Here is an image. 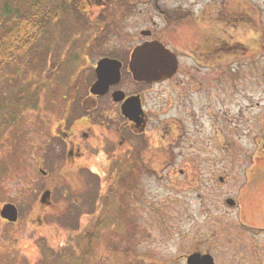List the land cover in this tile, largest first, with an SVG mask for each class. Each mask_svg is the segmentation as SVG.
I'll return each instance as SVG.
<instances>
[{
  "label": "rangeland",
  "instance_id": "obj_1",
  "mask_svg": "<svg viewBox=\"0 0 264 264\" xmlns=\"http://www.w3.org/2000/svg\"><path fill=\"white\" fill-rule=\"evenodd\" d=\"M26 2L0 0V10L7 4L24 10ZM98 12L87 16L103 29L92 33L90 42L133 41L149 27V13ZM220 15H227L233 32L244 34L242 41L260 30L262 50L233 58L225 81L218 75L213 83L204 80L193 102L179 109L176 93L168 94L173 101L167 109L161 107L159 87L152 89L151 123L180 117L179 146L166 143L173 152L167 157L146 156L131 193L117 189L119 198L110 206H98L107 190L98 188L97 180L88 193L80 175L75 183L69 174L62 172L67 176L62 177L54 148L59 143L53 137L57 120L76 110L85 86L80 80L91 75V57L73 51L85 24L69 20L72 35H65L62 23L40 38L37 53L46 56L40 77L36 50L29 67L22 62L24 70L0 75L1 96L20 92L26 99L0 138V211L10 203L20 212L15 224L0 216V264H41L42 241L55 251L69 246L72 264H187L195 253L211 255L215 264H264V13ZM247 41L255 50L253 40ZM86 163L100 173L106 169L96 158ZM48 187L53 206L42 207L40 198ZM228 199L236 205L228 206Z\"/></svg>",
  "mask_w": 264,
  "mask_h": 264
},
{
  "label": "flooded vegetation",
  "instance_id": "obj_2",
  "mask_svg": "<svg viewBox=\"0 0 264 264\" xmlns=\"http://www.w3.org/2000/svg\"><path fill=\"white\" fill-rule=\"evenodd\" d=\"M79 1L83 8L80 13H95L97 8L98 13H125L127 16L149 13L146 16L149 27L133 41L90 42L91 34L102 29L100 22L90 21V26H81L83 38L73 51L82 58L91 57V75L86 81L80 80L85 86L76 110L73 106L72 115L69 113L66 118L57 120L54 126L53 137L59 141L54 148L62 161L60 174L62 177H67L62 172L71 175L74 183L80 175L88 193L94 190L93 181L100 182L98 188L106 187L107 190L99 199L98 206L103 207L119 198L117 189L124 194L131 193L135 179L145 167L146 156L167 157L173 152L166 150V143L169 145L173 141V145L179 146L175 142L181 139L183 121L180 117H166L158 126L151 123L148 101L152 89L159 87L161 107L167 109L172 108L173 101L168 94L176 93L174 102L179 109L184 102H193L204 80L213 83L218 75L225 81L230 73L227 66L233 58L240 59L262 50L263 35L257 29L255 34L251 31L253 35L250 33L242 41L244 34L240 30L233 32L227 15L220 14L264 13V0ZM242 27L245 30L244 25ZM86 28L90 31H85ZM248 38L253 40L255 50L249 47ZM235 39L240 42L236 43ZM103 62L106 86L101 88L103 91L93 92V86L99 80L97 70ZM210 95L207 94L209 98ZM127 105L130 111L139 110L140 114L127 118L123 113ZM93 158L103 162L102 167L104 165L106 169L102 173L86 163ZM40 172L43 176L48 174L43 169ZM46 191L51 192L49 187ZM40 205L50 207L53 202L50 199L49 204L44 205L40 198Z\"/></svg>",
  "mask_w": 264,
  "mask_h": 264
},
{
  "label": "trees",
  "instance_id": "obj_3",
  "mask_svg": "<svg viewBox=\"0 0 264 264\" xmlns=\"http://www.w3.org/2000/svg\"><path fill=\"white\" fill-rule=\"evenodd\" d=\"M19 3L21 7L22 2ZM81 4L82 2L79 0H27L24 10L18 9L19 4L14 9L10 4L1 9L0 75L2 74L3 77L7 78L9 69L24 70L25 67H20L22 62H28L26 67H29L36 50L37 58L41 61H39V65L41 64L39 69L36 68L38 73L36 77H40V69L46 60L44 53H37L40 38L47 33L50 34V30L55 27H61L62 23L66 32L65 35H72L68 29L69 25H67L69 20V24L75 20L87 27L90 26L87 20L89 13H80V9H83ZM65 17L66 20L63 21ZM1 87L3 86L0 84V91H2ZM25 101V96L20 92L17 95L11 94L4 97L0 95V138H3L7 128L17 118L19 109L21 106H25ZM85 238L90 243L92 236ZM41 244L45 250V261L41 264H48L53 260H61L67 264L74 263V254L69 246L55 251L49 249L45 245V241H42Z\"/></svg>",
  "mask_w": 264,
  "mask_h": 264
},
{
  "label": "water",
  "instance_id": "obj_4",
  "mask_svg": "<svg viewBox=\"0 0 264 264\" xmlns=\"http://www.w3.org/2000/svg\"><path fill=\"white\" fill-rule=\"evenodd\" d=\"M105 67L104 62L99 65L98 68V76L99 80L94 84L93 86V92H100L103 91L101 88L106 86L105 79H103V68ZM106 90V89H105ZM123 113L127 118H132L133 115L138 116L140 114V111L137 110L136 112L130 111L129 106H125L123 108ZM51 199V192L46 191L43 193L41 197V203L44 205L49 204V201ZM226 204L230 207H234L236 205V202L232 199H228L226 201ZM0 215L3 219L7 220L9 223H16L19 219V212L15 205L13 204H6L1 212ZM187 264H215L214 258L209 255H201L198 253L192 254L187 258Z\"/></svg>",
  "mask_w": 264,
  "mask_h": 264
}]
</instances>
